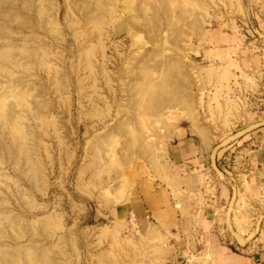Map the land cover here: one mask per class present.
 Segmentation results:
<instances>
[{
	"label": "rangeland",
	"instance_id": "374dc122",
	"mask_svg": "<svg viewBox=\"0 0 264 264\" xmlns=\"http://www.w3.org/2000/svg\"><path fill=\"white\" fill-rule=\"evenodd\" d=\"M0 264H264V0H0Z\"/></svg>",
	"mask_w": 264,
	"mask_h": 264
},
{
	"label": "crops",
	"instance_id": "0c3cea01",
	"mask_svg": "<svg viewBox=\"0 0 264 264\" xmlns=\"http://www.w3.org/2000/svg\"><path fill=\"white\" fill-rule=\"evenodd\" d=\"M147 196H148L149 204L147 206H144V207H138L139 208L138 210L141 213L142 212L143 213H146L147 212V213H149V214H147L148 216L154 217V210L158 208V206H156L155 195H154V193H152L150 195L149 194L148 195L146 194V198H147Z\"/></svg>",
	"mask_w": 264,
	"mask_h": 264
},
{
	"label": "bare ground",
	"instance_id": "6f19581e",
	"mask_svg": "<svg viewBox=\"0 0 264 264\" xmlns=\"http://www.w3.org/2000/svg\"><path fill=\"white\" fill-rule=\"evenodd\" d=\"M242 241V240H241ZM243 242V241H242Z\"/></svg>",
	"mask_w": 264,
	"mask_h": 264
}]
</instances>
